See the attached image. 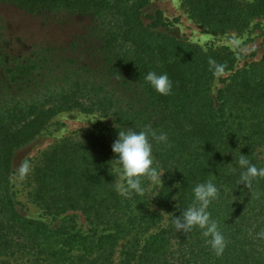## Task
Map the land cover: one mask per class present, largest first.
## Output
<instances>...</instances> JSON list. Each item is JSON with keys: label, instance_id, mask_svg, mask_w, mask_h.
<instances>
[{"label": "trees", "instance_id": "trees-1", "mask_svg": "<svg viewBox=\"0 0 264 264\" xmlns=\"http://www.w3.org/2000/svg\"><path fill=\"white\" fill-rule=\"evenodd\" d=\"M147 0H0L37 20L33 41L4 38L0 26V264H264V175L239 184L241 155L264 169V52L234 70L227 48L204 50L157 28ZM191 17L215 32L244 31L264 18V0H183ZM32 36V34H30ZM30 39V38H29ZM234 70V71H233ZM167 73L171 95L144 76ZM229 72L214 91L216 75ZM112 118L107 134L86 130L41 153L29 181L31 200L50 215L81 212L87 232L51 227L22 215L11 191L14 151L60 112ZM168 134L153 146L163 188L125 199L109 163L118 130L145 126ZM212 179L209 206L228 241L217 257L202 231L177 232L174 216L192 188ZM170 216L166 219L165 214Z\"/></svg>", "mask_w": 264, "mask_h": 264}, {"label": "rangeland", "instance_id": "rangeland-1", "mask_svg": "<svg viewBox=\"0 0 264 264\" xmlns=\"http://www.w3.org/2000/svg\"><path fill=\"white\" fill-rule=\"evenodd\" d=\"M156 11H160L162 16V25L157 28L158 30L177 39L196 43L204 50L227 48L236 57L234 70L259 60L264 52L263 17L253 19L242 32H215L201 26L193 19L183 4V0H147L146 5L142 8L144 21L150 22V19L146 17ZM0 26L5 34L4 38L10 40L16 37L18 41L24 39L29 42L33 41L34 37L40 38L43 34L52 38L48 31L38 32L36 19L22 14L12 6H5V4L0 5ZM228 74L229 72H220L216 75L214 91L221 86V81ZM95 117H97L95 121H86V125H83L84 119ZM111 125L112 118L98 112L84 113L76 109L60 112L34 139L14 151L10 175L11 191L22 215L44 221L51 227L64 226L82 232L89 230L90 225L79 211H68L65 214L53 216L35 204L29 196L31 183L28 177L41 153L54 143L70 137L79 139L86 130L90 129L101 130L103 134H107ZM165 216L167 219L170 215L166 213Z\"/></svg>", "mask_w": 264, "mask_h": 264}, {"label": "clouds", "instance_id": "clouds-1", "mask_svg": "<svg viewBox=\"0 0 264 264\" xmlns=\"http://www.w3.org/2000/svg\"><path fill=\"white\" fill-rule=\"evenodd\" d=\"M144 81L160 95H171L173 81L167 73H157L148 71L144 76ZM98 117V116H97ZM86 118V121H95L96 118ZM100 118V117H99ZM101 119V118H100ZM158 144H168V134L157 132L150 126H145L137 131L132 127L118 130L117 138L111 145V150L115 158L109 163L112 172L118 177L114 185L115 192L125 199H130L133 195L148 196L149 199L155 195H150V186L143 184V178H148L151 186L164 187L162 174L165 170L154 167L153 146ZM241 155L238 163L245 169L242 173L239 184L251 185L257 175H264V169L257 168L250 164V161ZM192 203L180 212L179 216H174L172 222L177 232L189 233L194 228L202 231L206 243L217 257L223 256L228 241L219 228L218 221L212 218L208 211L209 206L219 196V189L212 179L197 183L192 188ZM258 239H264V231L257 233Z\"/></svg>", "mask_w": 264, "mask_h": 264}]
</instances>
